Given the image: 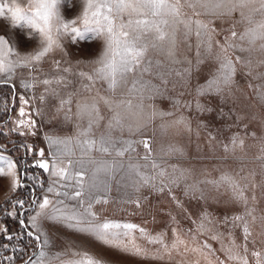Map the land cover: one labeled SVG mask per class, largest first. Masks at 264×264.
<instances>
[{
    "label": "rangeland",
    "instance_id": "374dc122",
    "mask_svg": "<svg viewBox=\"0 0 264 264\" xmlns=\"http://www.w3.org/2000/svg\"><path fill=\"white\" fill-rule=\"evenodd\" d=\"M3 2L8 6L13 4V0ZM15 3L25 6L27 0H15ZM190 5H195V0H180V19L199 20L215 29L211 52L206 51L207 36L203 32L199 38L195 35V23H191L192 32L186 35L184 24L173 25L174 18L166 17L167 38L161 42L154 41L151 33L145 37L149 44L146 55L115 92L108 89L106 82L87 78L93 75L94 62L104 48L103 37L94 34L85 39L63 38L62 47L38 66L18 67L10 82H0V155L16 162L17 176L23 184L13 192L12 178L0 176V227H6L14 237L8 240L0 231V264H26L29 257L37 260L45 239L49 241L43 245L47 253L45 260L51 258V264H68L74 259L73 251L81 250L101 259L103 264H208L209 260L213 264H237L227 259L223 250L227 247L246 256L249 264H256L253 252H259L264 260V50L260 47L264 42L250 45L239 38L247 29L264 21V11L258 10V0L243 9V17L240 10L228 16ZM80 11L82 0H63L61 12L65 18H74ZM9 15L5 11V16L0 17V34L22 55L35 51L38 40L26 38L27 29L13 28ZM247 17H251V23ZM233 31L237 34L235 39L231 35ZM217 41L236 47L223 52ZM152 42L158 47L152 48ZM169 49L173 50V56L168 55ZM225 56L233 61L239 58L233 81L220 92L210 90ZM45 79L50 83L44 84ZM25 84L31 87L25 88ZM21 96L28 100L27 105L22 103ZM102 97L110 104H105ZM93 103L103 119L92 124L87 136L81 135L88 130L89 120L95 121L96 114L81 115L78 106ZM20 107L35 121L32 129L35 135L17 126ZM117 112L123 127L109 130V123L115 124L113 117ZM153 112L155 116L149 119ZM180 120L183 123H176ZM109 134L116 141V149L127 147L121 141L131 145L123 157H117L115 150L111 154H101L98 150L84 152L82 145L86 140L99 141L101 136L107 138ZM49 138L68 143L52 145ZM233 138L237 140L235 148L231 143ZM142 140L148 141L150 153ZM240 140L243 147L238 146ZM96 147L99 148L98 143ZM40 150L49 161L54 154L65 162L71 160L70 171H80L83 162L84 196L71 199L74 185L61 187L63 181L55 183L56 177L36 166V161L41 159ZM102 162H115V167L107 174L101 173L97 186L90 188L93 173ZM153 162L159 167L153 168ZM130 165L138 166L141 175L155 179L145 184ZM161 169L166 172L163 177L159 175ZM222 175H229L239 183L247 205L235 198L228 185L210 183L219 181ZM49 186L68 192L69 196H54L47 192ZM45 195L53 201H63L57 206L66 215L84 213L88 203H92V211L99 218L97 223L137 225L130 236H121V242L131 247L134 239L149 254L134 255L103 245L62 221L41 219L39 231L33 229L31 218ZM97 199L101 202L96 203ZM105 199L107 203L103 202ZM16 201H23V208ZM237 216L243 219L235 220ZM202 223L204 228L200 227ZM245 225L250 232L247 238ZM139 228L145 233L141 234ZM29 231L40 235V242L29 236ZM214 235L218 239H212ZM178 236L187 242V250L184 245L171 247ZM157 237L163 243L149 242ZM205 243L211 246L210 255L208 249L203 253L192 251ZM164 244L169 245L167 252Z\"/></svg>",
    "mask_w": 264,
    "mask_h": 264
},
{
    "label": "snow or ice",
    "instance_id": "6c2138e0",
    "mask_svg": "<svg viewBox=\"0 0 264 264\" xmlns=\"http://www.w3.org/2000/svg\"><path fill=\"white\" fill-rule=\"evenodd\" d=\"M63 0H27L25 6L19 3H15L8 6L3 0H0V17L5 16V11L10 15L7 17L11 21L13 28L27 29L26 38H36L38 40V48L28 54L22 55L16 48V46L10 43L9 39L5 35L0 34V82L8 83L13 78L15 70L18 67H24L32 69L38 66L50 53L62 47L63 38L67 37L70 39H85L89 34H94L98 37H103L104 48L100 56L95 60V67L93 69V75H88L89 80H99L106 82L108 89L115 92L122 84L127 82V77L132 74L140 66L143 57L146 55L149 44L145 42V37L148 34H154V41H164L168 33L164 30L165 27L169 26V20L166 17H173V25L175 23L184 24L187 29V34L192 32L191 23H195L196 31L195 35L199 38L203 32L207 36V49L206 51L211 52L212 49V34L215 32L214 28H209L208 24L202 21L196 20L194 22H188L180 19V0H82V11L74 18H65L61 12V4ZM260 8L258 10L264 11V0H258ZM257 3V0H195V7L200 5L204 8H210L213 14L228 15L231 16L236 11L240 10V15L243 17V9L248 8L250 5ZM127 17V19H125ZM251 23V17H247ZM164 26V27H162ZM232 37L236 38V32L231 33ZM241 40H247L250 45H255L257 41L264 42V21L258 23L254 28L247 29L240 37ZM174 43V41H173ZM223 52H227L228 48L236 47L234 44L221 45L219 41L216 42ZM152 48H157L158 45L155 42L151 43ZM261 50H264V43L260 45ZM241 51L246 49L241 48ZM169 56H173L174 52L172 49L168 51ZM199 55V52L197 53ZM59 62H57L58 64ZM239 63V58L233 61L231 58L225 56L220 62L217 74L210 84V90L220 92L224 87L231 85L233 77L236 72V64ZM147 71V69H145ZM81 75H85L81 73ZM178 75H180L178 73ZM44 84H49L50 81L45 79ZM25 88L31 87L29 84L24 85ZM135 90V84L133 89ZM203 94V92H201ZM22 103L27 105L28 100L20 97ZM105 104H110L107 98L102 97ZM71 103V101H68ZM130 106V105H129ZM80 107V114L83 115L85 112L89 117L95 113V121L89 120V128L87 131L81 132V135L87 136L91 131V126L94 122H98L103 119L99 115V108L95 103L91 106L84 105ZM119 107V105H117ZM155 116L153 112L149 117L151 119ZM20 119L16 121L17 126L20 128L28 129L32 135L35 132L32 129L35 127V121L31 119V114L26 113L24 107L19 108ZM27 117V119H25ZM113 120L115 124L109 123V130L116 126L123 127L121 125L120 115L117 112ZM176 123H183V120L177 121ZM131 130V128H129ZM21 135L24 133L21 132ZM49 143L52 145L67 144L66 141L53 140L49 138ZM97 143L99 148L97 149ZM126 144L127 147L119 149L115 148L116 141L109 136L105 138L101 136L99 141L95 139H89L84 142L82 147L85 153H89L93 150H98L101 154H111L112 150H115L117 157H123L126 152L131 149V145L127 141H121ZM144 148L151 152L148 141L142 140ZM232 146H237V140L233 138ZM243 140L239 141L240 147H243ZM31 150V149H29ZM225 150L228 148L225 146ZM170 151H179V149H170ZM71 155V152L67 153ZM41 159L36 161V166L42 169L44 172H49L51 176L56 177L55 183L60 184L61 187H68L70 185L75 186L74 192L71 194V199H78L85 194V179L86 171L83 169V162L81 161L80 171H70L73 167L71 160L65 162L60 156L53 155L51 161L44 159L45 153L40 150L38 153ZM145 160L148 159L146 155ZM66 165V166H62ZM115 167V162L108 164V162H102L100 166L96 168L93 173L92 183L90 188H95L96 180L101 173H109ZM153 168L159 167L158 164L153 162ZM130 168L136 171L137 175L141 176V180L148 184L154 177H146L140 174L138 166L130 165ZM17 164L12 159L0 155V176H10L12 178L11 188L15 192L17 188L23 187L21 179L17 176ZM165 170L161 169L159 175L165 176ZM175 183V181H173ZM163 184V181H161ZM221 185H228L237 200L247 205V198L244 195L243 188L240 187L239 183L229 175H222L219 181L211 182ZM42 186V185H41ZM192 187V186H189ZM163 191V188H161ZM47 192L54 196H69L68 192H61L55 186H49ZM99 199L96 203H100ZM107 203L105 199L103 201ZM36 201H33L35 204ZM63 201H53L49 196L45 195L40 203L37 205L38 211L36 215L31 218V227L39 231L40 225L39 220H52L57 222H64L66 226L80 233H86L93 237L96 241H99L103 245L110 247L121 248L125 252H131L134 255L147 256L149 253L146 249L135 244L134 239L131 247L121 242V236L128 237L130 234L137 229V225L131 223H117V222H99L97 213L92 211V203H88L84 213L66 215L63 210L58 207V204H62ZM83 204L84 201L80 200ZM19 207L23 208V201H16ZM15 206V205H14ZM137 206L139 203L137 202ZM9 215H13L9 213ZM251 215V212H248ZM88 217H91L89 219ZM207 219V217H205ZM235 220H242L243 217L237 216ZM253 219H255L253 217ZM23 225V221L20 222ZM27 227L26 225H24ZM204 228V224L200 225ZM127 230L121 232L119 230ZM0 231L6 234L8 240H12L14 237L8 233L6 227H0ZM245 238L250 235L249 228L245 225L243 229ZM141 234L145 233L143 228H139ZM29 236H34L37 242H40L41 237L35 232L29 231ZM212 239H218L217 236H212ZM163 243L160 237L150 239L149 242ZM49 241L45 239L41 245V251L37 260L33 261L29 257L26 264H51V258L47 261L45 257L47 253L43 250V245L48 244ZM178 245H184L187 250V242L181 239L179 236L176 242L171 245L172 248H177ZM232 245L235 246V241H232ZM169 245L164 244V250L167 252ZM204 249L209 250L211 254V246L205 243L201 248L193 247V252H204ZM227 255V259L230 261H236L237 264H249L246 256H240L238 253L233 252L232 247L223 249ZM244 250L247 252V245H244ZM170 254V253H169ZM35 255V254H34ZM74 259L68 262V264H103L101 259H98L87 251H73ZM252 255L256 257V264H264V260L261 259L259 252H253ZM207 258V257H206ZM11 259V258H8ZM199 264V262H197ZM208 264H213L212 260H209ZM222 264V262H221Z\"/></svg>",
    "mask_w": 264,
    "mask_h": 264
}]
</instances>
